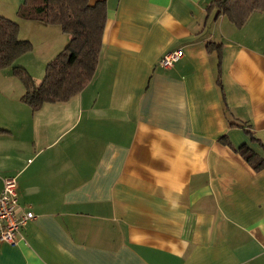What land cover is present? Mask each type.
<instances>
[{
    "label": "crops",
    "instance_id": "obj_1",
    "mask_svg": "<svg viewBox=\"0 0 264 264\" xmlns=\"http://www.w3.org/2000/svg\"><path fill=\"white\" fill-rule=\"evenodd\" d=\"M24 1L0 14L44 67L69 35L20 18ZM96 1L102 47L76 96L33 111L0 70V191L16 176L35 214L16 245L0 240V264H264V167L220 140L264 159V10L238 26L213 0Z\"/></svg>",
    "mask_w": 264,
    "mask_h": 264
},
{
    "label": "trees",
    "instance_id": "obj_2",
    "mask_svg": "<svg viewBox=\"0 0 264 264\" xmlns=\"http://www.w3.org/2000/svg\"><path fill=\"white\" fill-rule=\"evenodd\" d=\"M213 8L217 11L216 16L227 14L240 26L253 10H264V0H213L208 9ZM18 15L22 19L59 25L69 35V41L47 63L44 78L37 83L26 68L15 65L18 58L32 49V42L20 38L19 22L0 14V70L12 67L13 74L25 86L22 100L33 111L46 103L70 100L84 89L96 72L107 18L105 1L25 0L19 7ZM207 48L211 51L218 47L209 42ZM229 125L243 127L251 140L263 145L244 122L232 120ZM220 140L239 152L255 170L264 167V159L249 146L236 148L227 136H222Z\"/></svg>",
    "mask_w": 264,
    "mask_h": 264
},
{
    "label": "built area",
    "instance_id": "obj_3",
    "mask_svg": "<svg viewBox=\"0 0 264 264\" xmlns=\"http://www.w3.org/2000/svg\"><path fill=\"white\" fill-rule=\"evenodd\" d=\"M184 56V50L177 48L165 53L158 61L163 68H171ZM18 180L7 176L0 191V240L16 245L21 239V229L35 217L32 210L20 211Z\"/></svg>",
    "mask_w": 264,
    "mask_h": 264
},
{
    "label": "rangeland",
    "instance_id": "obj_4",
    "mask_svg": "<svg viewBox=\"0 0 264 264\" xmlns=\"http://www.w3.org/2000/svg\"><path fill=\"white\" fill-rule=\"evenodd\" d=\"M18 22V21H17ZM56 28H60L59 25H56ZM23 54V57L21 56L20 58H18L15 61V65L17 66H22L24 68H26L29 73L34 77L35 81L37 83H40L42 81V79L44 78L45 75V68H46V64L45 66H39V61L37 60H29L26 55Z\"/></svg>",
    "mask_w": 264,
    "mask_h": 264
}]
</instances>
